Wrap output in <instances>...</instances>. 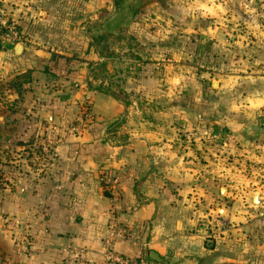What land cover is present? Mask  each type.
<instances>
[{"label":"crops","instance_id":"obj_1","mask_svg":"<svg viewBox=\"0 0 264 264\" xmlns=\"http://www.w3.org/2000/svg\"><path fill=\"white\" fill-rule=\"evenodd\" d=\"M9 1L24 40L0 52V264H107L112 223L113 253L133 264H264V0L146 7L127 99L95 78L107 59L89 24L107 0Z\"/></svg>","mask_w":264,"mask_h":264},{"label":"rangeland","instance_id":"obj_2","mask_svg":"<svg viewBox=\"0 0 264 264\" xmlns=\"http://www.w3.org/2000/svg\"><path fill=\"white\" fill-rule=\"evenodd\" d=\"M17 0H10L9 5L10 7L14 8L16 5ZM113 1L114 0H107V3H105V8L102 12V16L106 17L108 14L113 13ZM28 3L35 2L37 6V12L39 10L47 11L49 9H54L56 12H61L63 9H70L73 10L74 7H68L64 5L63 0H27ZM175 3V2H174ZM178 4H171L169 5V8L177 7ZM25 6L24 8H26ZM72 8V9H71ZM177 9V8H176ZM88 11L91 14L92 8L88 7ZM91 11V12H90ZM11 13V12H10ZM12 14V13H11ZM100 24L99 22L93 23L92 25L89 24V28ZM130 27L125 29L120 35L114 36V37H108L99 39L100 42L99 45L102 47V54H100L104 59H107V62H105L101 67H98L97 69L99 72H96L95 78L99 80V82L102 83L103 86H105V89H108L113 92L114 95H116L119 98H126L127 94L132 90V87L130 84L133 82L131 81V75L134 73L132 70H129V62L130 60H134V62H137V45L138 43L135 41V36L132 32H130ZM171 30H168L170 32ZM169 35V34H167ZM168 37V36H167ZM170 37H173V34H170ZM175 40L173 39V42L171 44H174ZM191 43V38L188 40V45ZM90 45L92 43L90 42ZM140 45V44H139ZM153 46V45H152ZM154 51L150 53H153V58H158V56H161V53L158 50L157 54H155L156 47H153ZM208 65L207 62L204 63L202 66ZM207 67L205 69H201L200 71L203 73H206ZM133 72V73H132ZM132 73V74H131ZM133 76V75H132ZM130 81V82H129ZM0 85L3 86V93H4V85L0 83ZM10 90V89H9ZM130 95V94H129ZM125 96V97H124ZM131 96V95H130ZM217 235V233H216ZM215 235V236H216Z\"/></svg>","mask_w":264,"mask_h":264},{"label":"built area","instance_id":"obj_3","mask_svg":"<svg viewBox=\"0 0 264 264\" xmlns=\"http://www.w3.org/2000/svg\"><path fill=\"white\" fill-rule=\"evenodd\" d=\"M23 35L15 21L9 20L7 17V9L5 7L4 0H0V52H3L8 45L18 46L23 42ZM90 103H86L83 107L82 117L79 120L80 126H75L72 132L80 134L88 125L92 122V115L90 112ZM48 150V149H46ZM101 182L105 185L110 183L109 179L102 178ZM7 224L13 232L16 234L15 250L26 258L32 255V247L28 241L24 226L18 220H7ZM219 228L221 231L226 230V223L223 219H219ZM124 232L117 230L115 224L112 223L111 231L107 239L105 240V257L107 264H133L128 259L116 255L113 253V241L118 237H122ZM141 264H144V260H141Z\"/></svg>","mask_w":264,"mask_h":264},{"label":"trees","instance_id":"obj_4","mask_svg":"<svg viewBox=\"0 0 264 264\" xmlns=\"http://www.w3.org/2000/svg\"><path fill=\"white\" fill-rule=\"evenodd\" d=\"M156 1L157 0H114L113 13L108 14L106 17L103 16V22L89 28V37L92 46L102 54L103 52L102 47L99 45V39L112 38L120 35L125 29L129 28L146 7L151 6ZM21 79H28V77L24 76L23 78L21 77ZM22 86L19 79L10 85V89H13L17 93L19 99L23 96ZM2 91L3 86L0 85V97L3 95ZM208 240L209 239H207V241ZM142 257L143 255H141V258Z\"/></svg>","mask_w":264,"mask_h":264},{"label":"water","instance_id":"obj_5","mask_svg":"<svg viewBox=\"0 0 264 264\" xmlns=\"http://www.w3.org/2000/svg\"><path fill=\"white\" fill-rule=\"evenodd\" d=\"M21 52H22L21 47H17V48H16V54H17V55H20Z\"/></svg>","mask_w":264,"mask_h":264}]
</instances>
